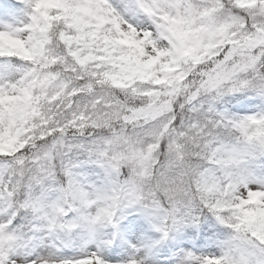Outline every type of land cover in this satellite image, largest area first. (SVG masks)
Wrapping results in <instances>:
<instances>
[{
    "label": "snow or ice",
    "instance_id": "snow-or-ice-1",
    "mask_svg": "<svg viewBox=\"0 0 264 264\" xmlns=\"http://www.w3.org/2000/svg\"><path fill=\"white\" fill-rule=\"evenodd\" d=\"M0 264H264V0H0Z\"/></svg>",
    "mask_w": 264,
    "mask_h": 264
}]
</instances>
